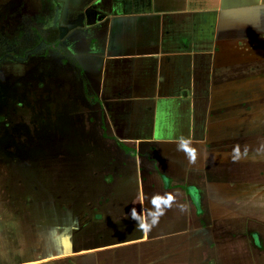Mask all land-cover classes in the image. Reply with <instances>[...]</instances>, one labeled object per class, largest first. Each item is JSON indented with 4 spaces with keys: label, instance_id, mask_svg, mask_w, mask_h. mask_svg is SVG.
I'll return each mask as SVG.
<instances>
[{
    "label": "rangeland",
    "instance_id": "rangeland-1",
    "mask_svg": "<svg viewBox=\"0 0 264 264\" xmlns=\"http://www.w3.org/2000/svg\"><path fill=\"white\" fill-rule=\"evenodd\" d=\"M9 1L0 0V14L3 6L12 4ZM26 1L36 4V0ZM23 5L24 2H21V8ZM90 43L91 41L88 40L83 44L84 51ZM253 51H248L245 58L239 56L237 60L214 61L212 67L204 64V71L200 73L202 75L204 73L202 78H205V82L207 79L212 81L213 78L214 83L217 87H221V90L218 91L219 97L214 100L216 113L213 122L218 127L215 130L216 142L211 141L213 144L206 146L216 161L208 164L209 166H203L205 173L202 174L199 170L198 180L189 179L188 175L185 177L183 174L175 175L174 171L169 172L171 168L175 169V157L167 154L166 159L163 153L160 155V161V147L153 146V152L150 150L152 156L144 164L145 171L152 175L159 171L163 173L161 175L166 176L168 186L183 187L171 190L174 201L171 207L163 209L164 214L160 216L168 222L166 228L168 243L165 249L159 248L158 240L152 237L135 250L136 244L127 246L124 243L126 245L119 248L110 247L117 241L137 237L141 231L137 222L131 218V209L135 208L137 213H143L149 222L151 218L147 214L155 209L151 203V193L144 196L145 206L141 208L144 197L141 199L139 189H136L138 177L132 166L133 158L129 157L130 153L124 155L116 147L115 141L101 136L102 131L97 127L93 128L95 132L98 130L97 133L92 131V134H87L88 139L97 136V141L95 143L89 141L90 147L86 154L90 159L87 157L89 167L85 173L83 171L86 165L83 167L82 163L78 162V158H75L79 148L85 146L84 135L78 132L79 127L73 129L71 125V121L78 124L75 122L78 116H75L76 118L69 116L66 119V114L56 112L50 119L52 127L38 131L48 133L43 137L52 136V138L36 144L25 156H23L25 152L31 148L29 142L27 143L31 137L28 130H24L23 135L18 138L19 142L22 141L18 147L0 146V169L2 165L4 168L9 166L18 174L19 194L16 209L18 234L13 231L15 236L18 235V249L23 247L28 253L36 251L35 255H29V258L23 256L18 260L30 261L27 264H136L134 262L187 264L189 259L185 257L182 258L183 262L176 263L178 258L176 259L175 254L170 251L174 246V242L170 239L188 233H195L204 239L203 230H196V218L206 217L207 220L211 218L216 220L214 223L208 220L209 225L213 224V231L209 233V237L220 242L217 243L221 244L223 249V259H229L228 263L224 264H264V46L252 54ZM204 62L209 63V61ZM89 71L91 72L88 73L87 78L93 80L95 74L92 69ZM56 77L60 79L53 83L58 86L57 92L62 95V100H69L70 104H81L84 107L86 104L81 93V82L76 81L71 73ZM205 90L208 89L203 86L202 93ZM89 122L90 120L86 123L87 130ZM94 122L95 120L91 126L95 127ZM132 142L129 143L135 144ZM137 148L141 155L146 154L141 146ZM137 148L135 144V149ZM98 154L106 156L107 161L102 163V160H99L97 163L93 157L95 155L96 158ZM68 158L73 161L68 162ZM111 161L116 163L119 172L132 173L130 177L125 173L126 177L115 178L114 186L116 184L115 189L120 199H116L113 203L111 198H114L115 194L111 195L113 192L109 188L106 191L102 188L105 181L111 180L105 176L117 174L112 171V165L109 164ZM105 167L107 170L103 172ZM82 172L84 177L81 175ZM151 178H154L153 186L164 185L160 176ZM191 183L198 187L203 198L205 196L204 202L208 196L210 203L230 201L239 205L242 202L247 206V210L242 211L241 216H236L238 218L232 220L226 217L230 212L227 207L219 208L213 213L208 209V205L203 204L202 208H205L199 215L189 204L191 195L186 189ZM89 185L92 187H87ZM81 187L83 190L87 187L86 190L90 192L81 196L78 194ZM128 188H133L136 191L135 195L125 193ZM208 190H211V193ZM190 192L194 198H197L195 189L192 188ZM80 198L82 205L79 202ZM173 206L177 207L178 213L172 208ZM183 207L186 208L184 215L187 221L190 219L188 223L180 213ZM226 223L233 224L227 226ZM251 233L257 234L259 244L252 243ZM28 234H30L29 238L26 237ZM66 237L70 241H67ZM50 239H53L54 243ZM213 240L211 242H214ZM201 243L204 245V241ZM102 245L106 250L100 251ZM181 245L184 256L188 255L187 252L193 248L192 239H186ZM70 246L71 250L68 248ZM89 248L91 249L85 252L75 251ZM131 254L138 256L134 258ZM60 255L61 258H58ZM154 260L157 261L152 263Z\"/></svg>",
    "mask_w": 264,
    "mask_h": 264
},
{
    "label": "flooded vegetation",
    "instance_id": "flooded-vegetation-1",
    "mask_svg": "<svg viewBox=\"0 0 264 264\" xmlns=\"http://www.w3.org/2000/svg\"><path fill=\"white\" fill-rule=\"evenodd\" d=\"M10 1L12 4L3 6L0 14V146L10 147L15 145L18 147V144L20 145L22 142H19L18 138L23 135L24 130H28L31 137L27 140V143L29 142L28 145L31 148L25 152L23 155L25 156L31 152L33 146L52 138V136L45 138L43 135L48 133L38 131L52 127L50 119L53 118L56 112L66 114V119L69 116L72 118L78 116V119L75 120L78 124L76 125L71 121V125L73 129L79 127L78 132L84 135L85 146L79 148L78 155L75 154L78 162L82 163L83 167L86 165L84 173L89 167L88 154H86L90 147L89 141H94V143L97 141V136L88 139L87 134H92V131L97 133L98 130L95 132L93 129L97 127L102 131L101 136L115 141L116 147L124 155L130 153L129 157L133 158L132 166L138 177L136 189H139L138 193L141 199L147 193H151L152 198L156 195L166 196L171 194L173 192L171 190L182 189L183 187L179 185L173 188L168 186L166 176L161 175L163 173H159V171H156L155 175L146 172L144 164L151 158L150 150L152 151L153 146H141L148 154L146 156V154H138L135 144L137 139H145L147 136L148 138L156 136L159 139L170 135L171 137L185 138V136H189L188 127L191 116L194 117V132L196 134H205L209 122H211V126L215 125L213 116L216 113V107L215 99L212 97L211 80L207 79L205 82V78H202L204 73L203 75L200 74L204 71V64L212 67L214 61L211 59L196 60L200 63L197 62L198 74L195 75V90L191 101L189 100V90L187 88L190 80L184 65L165 68L164 72L161 68V73H159V66L148 61H164L162 58L141 61L116 58L117 53L113 48L111 35L107 33L108 22L112 20L110 15L115 12L113 0H104L102 6L96 3L86 4L83 2L84 0H36L35 5L26 0ZM21 2H24L22 8ZM123 2L126 6L125 0ZM124 9H128V7ZM65 30L66 32L63 34ZM88 40L91 41L90 46L88 45V50L84 51L83 44ZM169 61H187V59L185 57H174ZM204 61H209V63ZM90 69L95 74L93 80L87 78L88 73L91 72ZM67 73H71L76 81L81 82V93L86 104L84 107L81 104H70L69 100L63 101L62 95L58 94V86L56 87L53 82L60 79L56 77L57 75ZM157 84H159V87L155 90L154 87ZM203 86L208 90L202 93ZM137 88L141 92L139 93L141 97L135 99L138 101L135 102L136 107L140 104L144 105V100L151 96L152 98L149 99L151 101L146 100L147 103H152L155 106L151 116L148 111L151 108L149 106H147L145 112L137 110L138 112L135 114V103L132 105L133 99L131 98L137 94V92L135 93ZM166 90H169V92ZM165 91L173 95L179 92L181 97L168 102L167 99L162 97V93ZM243 96L245 97L246 94ZM140 98H143V100ZM61 106L63 109H61ZM171 117L172 120L169 122ZM89 120V129L87 130L86 123ZM93 120H95V127L91 126ZM137 125L139 128L136 127ZM151 130L153 131L151 132ZM196 134L195 138L203 137V134ZM125 135L131 139H125ZM209 141L211 142V140ZM212 142H216V139ZM209 144L212 145L213 143ZM207 146L209 145L207 144ZM160 155L161 152L159 151V160ZM88 158L90 159V157ZM93 159H96V162L102 160V163L107 161V157L100 154L96 155V158L94 155ZM67 160L68 162L73 161L69 158ZM109 164L112 165V171L117 172V174L105 176L111 178V180L105 181L102 188L104 191L109 188L113 192L111 195L115 194L114 198H111V203H113L116 199H120L118 191L115 189L116 184L114 186L115 178L126 177V171L123 174L122 171L119 172L116 169V163L114 164L111 161ZM106 170L107 167L102 171L106 172ZM83 172L81 173L82 177H84ZM200 172L205 173L203 169H200ZM126 174L127 177L132 175V173ZM199 175V171L191 170L188 178L198 180ZM152 176H160L164 185H154L156 186L154 187ZM190 185L186 189L189 191L187 193L191 195L189 204L194 208L195 213L200 215L203 213V208H205H202L203 204L208 205V209H210V199L208 196L204 202L205 196L204 198L201 196L198 187L192 183ZM87 187L91 188L92 185ZM86 188L83 190L81 187L80 191H71H79L78 194L82 196L83 193L90 192ZM192 188L196 190L197 198H194L192 192H190ZM127 192L134 194L136 191L133 188H128L125 193ZM18 194V174L9 166L4 168V165H2V169H0V218L14 222L17 225ZM79 202L82 205L81 198ZM190 205L188 206L190 207ZM144 206L145 197L141 208ZM172 208H175L177 212L176 206ZM181 211L180 213L183 214L184 211ZM208 220L212 223L216 221L213 218ZM208 220L206 217L196 218V230H203L205 238L202 239L201 236L195 233H188L187 235L192 239L193 244V248L187 252L188 255L184 256V249L181 245L185 240L179 241L176 236V239H170L174 242L173 250L170 251L174 254L182 252V257L189 259L187 264L228 263L229 259H223V249L221 244H218L220 242L209 237V233L213 231V224L209 225ZM188 221L186 220L187 223ZM167 223L165 218L160 217L158 223L147 234L139 231L137 237L117 241L112 243L110 247L119 248L126 244L127 246L136 244L135 250L138 246L151 240L152 237L158 240L157 246L159 248L165 249L166 243H168ZM231 224L233 223H226L227 226ZM12 236L18 241V235L13 234ZM26 237L29 238L30 234ZM250 237L253 244H259L257 234L251 233ZM193 239L204 241L202 250H197L198 247L194 249ZM66 240L70 241L67 237ZM212 240L214 242H211ZM50 241L54 243L53 239H50ZM68 248L71 250L72 247ZM90 249H80L79 251L76 249L75 251L85 252ZM103 250H106L104 245L100 246V251ZM131 256L136 258L138 254H131ZM176 256L175 254V258H178ZM156 261L154 260L152 263Z\"/></svg>",
    "mask_w": 264,
    "mask_h": 264
},
{
    "label": "crops",
    "instance_id": "crops-1",
    "mask_svg": "<svg viewBox=\"0 0 264 264\" xmlns=\"http://www.w3.org/2000/svg\"><path fill=\"white\" fill-rule=\"evenodd\" d=\"M123 1L113 0L115 12L110 15L112 20L108 22L107 30L117 53L116 58L138 61L162 58L164 61H148L159 66V73H161V68L164 72L165 68L184 65L190 80L187 88L191 101L195 90V75L198 74L197 62L200 63L196 60H237L239 56L245 58L248 51L254 50L251 52L253 54L264 46V0H125L126 6ZM83 2L102 6L104 0H84ZM125 7L128 9H124ZM174 57H185L187 61H169ZM252 58L254 57L252 56ZM211 85L212 97L216 99L219 97L221 87H217L213 78ZM158 87L159 84L154 87L155 90ZM166 91L169 92V90ZM166 91L162 93V97L168 102L181 97L179 92L173 95ZM136 92L137 94L131 98L133 99L132 105L138 102L135 99L141 97L139 88L136 89ZM144 98L146 97L144 96ZM150 98L152 97L149 96L144 100V105L140 104L136 107V103L134 104L135 114L138 111L145 112L149 106L151 108L148 111L151 116L155 106L152 103H147L146 100L151 101ZM140 99L143 100V98ZM171 120L172 117L169 118V122ZM193 120L194 117L191 116L188 127L189 136H185L183 139L190 140L188 147L199 149L196 150L195 160L191 159L185 151L179 149L181 137H171V135L161 139L156 136L146 137L137 139L136 147L158 146L161 155L164 153L166 159L168 158L167 154H170V157H175V169L171 168L169 171H174L175 175L183 174L185 177L191 170L199 171L204 168V165L209 166L208 164H213L216 161L206 146L211 143L209 140L215 141L217 128L215 125L211 126V122H209L205 134H196ZM136 127L139 128L138 125ZM195 134H203L205 137L195 138ZM125 139L131 138L125 135ZM200 148H202L201 152ZM137 152L140 154L138 148ZM208 191L211 193V190ZM212 203H210V209L213 213L219 208L227 207L230 212L226 217L232 220L238 218L236 216H241L242 211L247 210V206L242 202L239 205L230 201L228 203L224 201ZM183 209L182 218L186 222V208L183 207ZM16 230H18L17 224L0 218V264H27L30 261L18 262V259L23 256L29 258V255H35L32 251V253H28V250L23 247L18 249V241L12 236L13 231ZM177 238L179 241L186 240L189 235H177ZM201 242L202 240L193 239L194 249L198 247L197 250H202ZM175 254L178 257L176 262H183L182 252ZM62 255L58 258H61Z\"/></svg>",
    "mask_w": 264,
    "mask_h": 264
},
{
    "label": "clouds",
    "instance_id": "clouds-1",
    "mask_svg": "<svg viewBox=\"0 0 264 264\" xmlns=\"http://www.w3.org/2000/svg\"><path fill=\"white\" fill-rule=\"evenodd\" d=\"M189 144L190 140L181 138L178 147L179 149L185 151L191 157V159L195 160L196 150L194 148L188 147ZM173 201L174 197L171 194H167L166 196H153L151 199V203L155 211H149L147 214V216L151 218L150 222L143 215V213H137L135 208L131 209V218L137 222L140 230L147 234L149 231H151L152 227H154L158 223L159 217L164 214L163 209L171 207Z\"/></svg>",
    "mask_w": 264,
    "mask_h": 264
},
{
    "label": "water",
    "instance_id": "water-1",
    "mask_svg": "<svg viewBox=\"0 0 264 264\" xmlns=\"http://www.w3.org/2000/svg\"><path fill=\"white\" fill-rule=\"evenodd\" d=\"M81 24H82V23H81ZM64 32H66V30H65V31H63V34H64ZM63 34H62V35H63Z\"/></svg>",
    "mask_w": 264,
    "mask_h": 264
}]
</instances>
